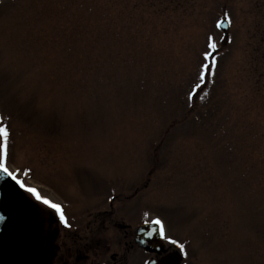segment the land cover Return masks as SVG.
<instances>
[{
  "label": "rangeland",
  "instance_id": "obj_1",
  "mask_svg": "<svg viewBox=\"0 0 264 264\" xmlns=\"http://www.w3.org/2000/svg\"><path fill=\"white\" fill-rule=\"evenodd\" d=\"M258 2L0 0L10 170L77 210L148 182L132 209L165 221L184 264H264Z\"/></svg>",
  "mask_w": 264,
  "mask_h": 264
},
{
  "label": "flooded vegetation",
  "instance_id": "obj_2",
  "mask_svg": "<svg viewBox=\"0 0 264 264\" xmlns=\"http://www.w3.org/2000/svg\"><path fill=\"white\" fill-rule=\"evenodd\" d=\"M0 124L8 128V119L2 112ZM20 180L37 189L30 179ZM148 186L145 182L125 189L114 187L97 194L86 207L78 210L48 198L62 205L71 225V228H64L51 209L36 202L16 185V209L28 223L31 240V251L25 264H152L159 260L184 264V255L178 248L164 243L158 236L150 240L145 236L149 230L145 217L149 223L159 218L167 235L182 243L169 233L165 221L158 216L137 217L132 209Z\"/></svg>",
  "mask_w": 264,
  "mask_h": 264
},
{
  "label": "water",
  "instance_id": "obj_3",
  "mask_svg": "<svg viewBox=\"0 0 264 264\" xmlns=\"http://www.w3.org/2000/svg\"><path fill=\"white\" fill-rule=\"evenodd\" d=\"M218 24L220 26H218ZM217 27L222 31H227L229 21L223 19L219 21ZM18 194L14 184L0 174V216L4 217L0 221V264H25L30 254L31 241L28 238V224L16 210ZM165 262L157 264H176Z\"/></svg>",
  "mask_w": 264,
  "mask_h": 264
},
{
  "label": "snow or ice",
  "instance_id": "obj_4",
  "mask_svg": "<svg viewBox=\"0 0 264 264\" xmlns=\"http://www.w3.org/2000/svg\"><path fill=\"white\" fill-rule=\"evenodd\" d=\"M225 19L230 20L228 17V14H225ZM218 26H220L218 24ZM210 51L205 54V61H208L212 55L216 51V45L212 42V39L209 38V45H208ZM215 66V60H212L211 64L205 63L203 71H211L212 67ZM201 79H203V75L201 76ZM9 137L10 132L9 129L6 126H3L0 124V174H3L4 176H7L10 178L16 185L19 186L20 189H22L24 192L28 193L31 198H33L36 202L39 204L45 206L47 209H51L56 216L59 219V222L63 225L64 228H71V225L69 224L61 204L56 203L48 199L47 197L43 196L41 192L34 188L27 186L25 182L21 181L19 179V174L10 170L8 163H7V157H8V144H9ZM4 217L0 216V221H2ZM145 223L146 225H149V230L145 233V236L147 239H152L154 236H158L161 241L168 245H173L176 248L180 250V253L187 258V251L186 246L172 238H170L167 235L164 223L159 219H152L149 223L147 217H145Z\"/></svg>",
  "mask_w": 264,
  "mask_h": 264
},
{
  "label": "trees",
  "instance_id": "obj_5",
  "mask_svg": "<svg viewBox=\"0 0 264 264\" xmlns=\"http://www.w3.org/2000/svg\"><path fill=\"white\" fill-rule=\"evenodd\" d=\"M258 3H259V6L262 8V10L264 12V0H260V2H258ZM263 24H264V20H263ZM263 30H264V28H263ZM261 36H262V43H264V33Z\"/></svg>",
  "mask_w": 264,
  "mask_h": 264
}]
</instances>
